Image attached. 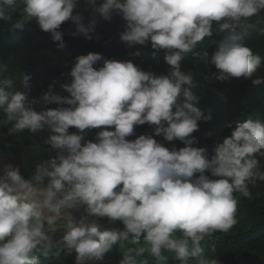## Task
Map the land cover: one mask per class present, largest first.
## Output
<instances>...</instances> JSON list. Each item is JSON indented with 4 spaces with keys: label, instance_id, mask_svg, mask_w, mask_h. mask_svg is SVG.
<instances>
[{
    "label": "clouds",
    "instance_id": "1",
    "mask_svg": "<svg viewBox=\"0 0 264 264\" xmlns=\"http://www.w3.org/2000/svg\"><path fill=\"white\" fill-rule=\"evenodd\" d=\"M76 9L77 0H0V22L22 31L35 21L62 50L63 23L76 25L70 35L90 39L97 18L111 21L115 13L124 21L120 40L129 48L150 42L154 57L164 52L170 72L156 76L130 61L88 53L76 57L71 82L60 84L67 96L52 95L54 82L39 98L29 97L14 90L13 78H0V124L9 134L46 128L44 143L55 152L27 179L12 164L0 170V264H40L39 257L64 250L75 254L74 264H98L117 245L118 264H169V254L174 264H221L205 255L202 242L231 230L234 194L251 200L249 185L264 181L257 158L264 157V121L237 123L211 158L194 147L198 122L211 114L194 106L193 78L181 62L215 35L209 62L216 79L264 84V76H255L264 57L248 46L264 37V0H86L87 26ZM30 79L22 73L19 87L28 89ZM49 101L58 107L37 111ZM145 124L153 135L127 139ZM92 129H102L95 142L85 140ZM153 136L184 147L169 150ZM105 219L108 226L100 223ZM116 222L122 227H112Z\"/></svg>",
    "mask_w": 264,
    "mask_h": 264
},
{
    "label": "trees",
    "instance_id": "2",
    "mask_svg": "<svg viewBox=\"0 0 264 264\" xmlns=\"http://www.w3.org/2000/svg\"><path fill=\"white\" fill-rule=\"evenodd\" d=\"M99 2L101 0H98ZM85 7L86 0H77L74 14L81 12V23L87 26L91 23V18L90 9L83 11ZM75 30L76 25L71 21L61 25L60 31L65 42V47L61 50L58 47L59 42H54L51 34L41 31L34 21L25 24L22 31H11L10 24L0 22V69H6L0 72V78H13L16 81L14 90L25 92L29 97L39 98L54 82L56 83L52 95L67 96L60 84L71 82L68 74L76 57L88 53H98L107 60L130 61L142 71L156 76L170 72V66L163 59L164 52L160 51L154 57L150 42L145 46L136 45L129 48L120 40L124 21L115 13L111 21L97 18L94 30L89 33L90 39L82 35H70ZM217 39L215 35L210 39L206 38L194 53L185 56L181 62V71L193 78L191 91L197 96L194 106L204 115L211 114V120L198 122V131L192 134L197 140L193 146L207 149L210 158L214 156V145L230 136L237 123L249 118L257 109H264V84L254 86L251 79L244 78H232L223 82L216 79L217 70L209 61L215 51ZM248 46L252 47L254 54L264 57V37L254 38ZM135 52H139V55H133ZM102 66L103 60L94 65L97 69ZM22 73L31 77L28 89L19 87ZM255 76H264V65ZM56 107L58 105L49 101L37 105L36 109L39 111ZM3 115V110L0 109V119H3ZM8 127L3 126L5 138L0 144L11 164L19 167L21 175L27 179L36 163L55 156L50 146L44 143L49 133L45 128L34 133L25 130L22 133L9 134ZM101 130H86L85 140L95 142V136ZM77 132L75 128L69 129V133ZM134 133L127 139L134 141L140 135H153L154 128L148 124L136 126ZM153 138L169 150L173 146L177 150L184 147L178 140L167 142L162 136ZM257 158L261 160L264 168V157ZM249 187L252 192L251 200L239 193L234 194L238 206L237 223L233 228L226 233L217 232L202 242L205 255L219 259L221 264H264V181H257L255 186ZM102 221L107 222L106 219ZM120 259L121 249L117 245L98 264H118ZM39 261L40 264H73V254L66 251L57 258H39ZM149 264H154V261L150 260Z\"/></svg>",
    "mask_w": 264,
    "mask_h": 264
},
{
    "label": "water",
    "instance_id": "3",
    "mask_svg": "<svg viewBox=\"0 0 264 264\" xmlns=\"http://www.w3.org/2000/svg\"><path fill=\"white\" fill-rule=\"evenodd\" d=\"M7 164H11V162L9 161V157L6 156V152L5 150L2 148V145L0 144V170H2V168L7 165ZM0 174H2V172H0ZM83 212V209L80 210H74L73 215L76 216L77 218H79V216L81 215V213ZM102 225L104 226H108L107 222H100ZM112 227H120V223L116 222L115 225H112ZM60 235H62V233H57L56 234V238L58 239L60 237ZM67 250L64 251H60L58 254H56L55 252L49 256L48 258H57L59 257L62 253H64ZM75 259V254H74V258H73V262Z\"/></svg>",
    "mask_w": 264,
    "mask_h": 264
},
{
    "label": "rangeland",
    "instance_id": "4",
    "mask_svg": "<svg viewBox=\"0 0 264 264\" xmlns=\"http://www.w3.org/2000/svg\"><path fill=\"white\" fill-rule=\"evenodd\" d=\"M250 117L261 119L262 121H264V109H257L255 113ZM3 126H4L3 124H0V142H4V138H5V134L3 133ZM169 264H174V262L170 260Z\"/></svg>",
    "mask_w": 264,
    "mask_h": 264
}]
</instances>
